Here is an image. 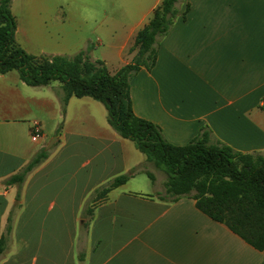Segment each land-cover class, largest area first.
<instances>
[{"label": "crops", "instance_id": "crops-1", "mask_svg": "<svg viewBox=\"0 0 264 264\" xmlns=\"http://www.w3.org/2000/svg\"><path fill=\"white\" fill-rule=\"evenodd\" d=\"M161 2L13 0L11 9L16 41L28 53L88 50L114 74L133 61L135 37ZM178 8L155 65L131 79L135 114L175 145L207 130L212 143L264 155V0H181ZM58 90V81L31 86L16 70L0 74V264L264 262V251L194 198L153 195L164 185L157 173L148 177L146 155L110 125L105 105L72 96L63 111ZM51 143L22 182L10 181ZM135 168L125 183L98 193Z\"/></svg>", "mask_w": 264, "mask_h": 264}, {"label": "trees", "instance_id": "trees-1", "mask_svg": "<svg viewBox=\"0 0 264 264\" xmlns=\"http://www.w3.org/2000/svg\"><path fill=\"white\" fill-rule=\"evenodd\" d=\"M180 1L162 0L135 37L133 61L112 74L106 63L93 60L88 50L73 56L28 53L16 41L13 0H0V74L16 70L21 80L31 86L60 82L58 95L63 111L72 96H90L101 101L110 125L146 155L142 168L152 182L156 176L149 165L166 173L165 193L159 194L162 198H194L198 209L264 251V155L212 143L207 130L185 145H175L167 141L158 124L134 112L131 79L142 67L151 69L155 65L159 40L179 17ZM189 9L187 4L184 18ZM47 156L48 151L41 149L10 181L22 182ZM136 171L137 168L115 178L98 193L105 194L125 183ZM4 244L2 238L0 253Z\"/></svg>", "mask_w": 264, "mask_h": 264}, {"label": "rangeland", "instance_id": "rangeland-1", "mask_svg": "<svg viewBox=\"0 0 264 264\" xmlns=\"http://www.w3.org/2000/svg\"><path fill=\"white\" fill-rule=\"evenodd\" d=\"M151 171L154 174L157 173V177H158L159 184H162L165 187V185H166V173L164 171L160 170V169L155 168V167H154V170H151ZM162 191H163V189H162ZM162 191L161 192H158L157 194L154 193L153 195H159V193H163L164 194L165 193V189H164L163 192Z\"/></svg>", "mask_w": 264, "mask_h": 264}, {"label": "built area", "instance_id": "built-area-1", "mask_svg": "<svg viewBox=\"0 0 264 264\" xmlns=\"http://www.w3.org/2000/svg\"><path fill=\"white\" fill-rule=\"evenodd\" d=\"M41 136H42V131L40 124L38 122H35L31 130V139L36 142L41 138Z\"/></svg>", "mask_w": 264, "mask_h": 264}, {"label": "water", "instance_id": "water-1", "mask_svg": "<svg viewBox=\"0 0 264 264\" xmlns=\"http://www.w3.org/2000/svg\"><path fill=\"white\" fill-rule=\"evenodd\" d=\"M51 146H52V143L49 144V145L46 147V150L49 149Z\"/></svg>", "mask_w": 264, "mask_h": 264}]
</instances>
